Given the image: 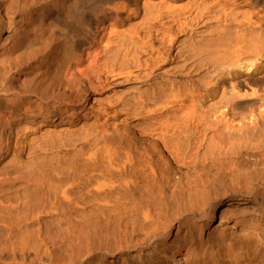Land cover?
<instances>
[{"label": "bare ground", "instance_id": "obj_1", "mask_svg": "<svg viewBox=\"0 0 264 264\" xmlns=\"http://www.w3.org/2000/svg\"><path fill=\"white\" fill-rule=\"evenodd\" d=\"M0 264H264V0H0Z\"/></svg>", "mask_w": 264, "mask_h": 264}]
</instances>
